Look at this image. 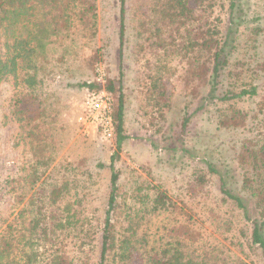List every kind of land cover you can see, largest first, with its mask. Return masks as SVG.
I'll use <instances>...</instances> for the list:
<instances>
[{
	"label": "trees",
	"instance_id": "1",
	"mask_svg": "<svg viewBox=\"0 0 264 264\" xmlns=\"http://www.w3.org/2000/svg\"><path fill=\"white\" fill-rule=\"evenodd\" d=\"M236 2L119 0V78L105 86L113 102L114 148L106 205L98 215L89 202V174L71 162L54 166L44 136L52 116L45 104L47 83L78 60L77 55L68 57L63 41L70 34L96 37V0H0V86L12 79L16 143L27 148L32 160L23 175L11 180L19 207L0 228V264H264V95L253 110L238 106L259 95L264 58L259 60L255 50L264 29L250 30L253 55L235 60ZM127 16L137 40L136 54L149 71L139 110L147 130L162 131L163 122L158 121H164L168 104L159 100L171 99L172 81L181 66L190 87L183 96L200 98L199 109L215 106L219 129L250 134L239 141L231 159L244 197L220 179L222 201L232 202L248 224L228 239L233 249L203 239L194 219L197 204L209 196L211 179L219 174L209 162L201 167L192 156L185 200L172 199L161 185L142 180L120 201L116 162L127 138L122 72ZM55 44L63 46L62 54H55ZM97 57L95 51L90 67ZM82 86L98 89L94 83ZM199 87L206 88L201 97ZM188 123L189 117H183L182 129ZM47 173L52 182L43 178ZM158 217L164 224L154 228ZM158 228L159 238L152 239Z\"/></svg>",
	"mask_w": 264,
	"mask_h": 264
},
{
	"label": "rangeland",
	"instance_id": "2",
	"mask_svg": "<svg viewBox=\"0 0 264 264\" xmlns=\"http://www.w3.org/2000/svg\"><path fill=\"white\" fill-rule=\"evenodd\" d=\"M96 3V37L90 39L81 37V34H70L63 41L64 48L67 46L68 57L77 55L78 60L69 69L70 72L69 70L59 72L52 77L49 84L47 83L49 100H45V104L48 106L47 112L52 113V116L50 121H47L50 130H44V136L54 166L59 162H71L79 167V171L89 174L90 178L86 183L90 194L89 202L98 215H101L109 190V164L114 145L103 144L95 137L82 135L75 116V105L88 91L106 89L108 81H116L119 78V0H96ZM236 4L234 17L237 19L233 29H237L238 46L234 59H247L248 55L254 53L248 43L250 30L254 27L264 29V1L237 0ZM223 17L225 22L230 24L228 15ZM129 19L127 16L122 60L125 94L124 129L127 138L122 146L120 159L116 162V168L120 173L118 183L120 201L128 199L142 180L161 185L172 199L185 200L184 188L189 177L192 156L201 167H204L205 161L209 162L219 174L212 177L209 185L210 194L197 204L194 219L203 239H208L218 247L222 245L230 247L228 239L238 236L237 231L241 228L246 229L248 224L232 202L222 201L220 179L225 180L232 192L240 194L239 175L231 159L234 149L239 146V141L250 134L242 129H219L215 106L206 105L199 109L197 107L201 102L200 98L195 101L188 93L183 96L186 87H190L181 66L178 75L172 81L175 87L171 99L159 100L160 103L168 104L163 115L164 121H158L163 122L162 131L159 134H152L147 130L139 110L142 103L141 86L147 81L146 75L149 71L142 58L136 54L137 40ZM227 30L225 28V32ZM62 47L55 44L56 55L64 52ZM95 51L98 55L96 64L90 67L89 59ZM255 52L259 60L264 58V31L258 37ZM84 83H94L98 89L89 90L82 86ZM257 84L260 86L259 95L239 103V107L247 111L254 109L256 102L264 95V74L263 76L261 74ZM14 91L12 79L6 78L0 86V228L6 221L12 219L19 207L15 203L16 192L11 188H15L16 184L11 180L23 175L24 170L32 163L27 148L16 143L19 125L13 114ZM198 91L201 97L205 94L206 88L199 87ZM185 116L189 117V123L182 129V119ZM49 176L47 173L43 178L52 182L53 179ZM7 181H10L9 186ZM162 220V217L154 219V228L162 227L164 224ZM159 236L158 228L152 239H158ZM251 258L255 259L253 256Z\"/></svg>",
	"mask_w": 264,
	"mask_h": 264
},
{
	"label": "built area",
	"instance_id": "3",
	"mask_svg": "<svg viewBox=\"0 0 264 264\" xmlns=\"http://www.w3.org/2000/svg\"><path fill=\"white\" fill-rule=\"evenodd\" d=\"M75 107V116L82 135L95 137L103 144L113 143L115 137L113 102L104 88L99 91H88Z\"/></svg>",
	"mask_w": 264,
	"mask_h": 264
}]
</instances>
